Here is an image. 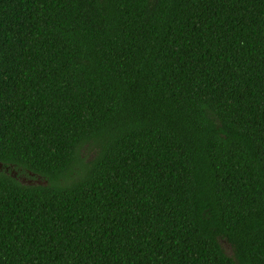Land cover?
Here are the masks:
<instances>
[{
	"label": "trees",
	"instance_id": "trees-1",
	"mask_svg": "<svg viewBox=\"0 0 264 264\" xmlns=\"http://www.w3.org/2000/svg\"><path fill=\"white\" fill-rule=\"evenodd\" d=\"M0 264H264V0H0Z\"/></svg>",
	"mask_w": 264,
	"mask_h": 264
},
{
	"label": "rangeland",
	"instance_id": "rangeland-1",
	"mask_svg": "<svg viewBox=\"0 0 264 264\" xmlns=\"http://www.w3.org/2000/svg\"><path fill=\"white\" fill-rule=\"evenodd\" d=\"M86 149H87V148H86ZM91 152H92V151H88V149H87V150H84V156H85V157H89V155H90ZM20 179H21L22 181H24V182H30V183L33 182L32 179L29 178V177H27V176H21ZM220 244H221L223 250H224L228 255H230V254H231V246L229 245V243H228L225 239H221V240H220Z\"/></svg>",
	"mask_w": 264,
	"mask_h": 264
}]
</instances>
